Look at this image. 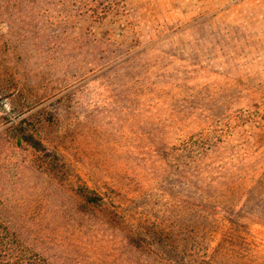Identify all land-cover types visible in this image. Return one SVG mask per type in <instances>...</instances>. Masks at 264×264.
<instances>
[{"label":"rangeland","instance_id":"374dc122","mask_svg":"<svg viewBox=\"0 0 264 264\" xmlns=\"http://www.w3.org/2000/svg\"><path fill=\"white\" fill-rule=\"evenodd\" d=\"M206 138L203 212L179 172ZM0 202L52 264H150L125 228L176 224L264 264V0H0Z\"/></svg>","mask_w":264,"mask_h":264},{"label":"trees","instance_id":"16d2710c","mask_svg":"<svg viewBox=\"0 0 264 264\" xmlns=\"http://www.w3.org/2000/svg\"><path fill=\"white\" fill-rule=\"evenodd\" d=\"M31 145L38 149L39 143L35 142L32 137L27 138ZM187 142L183 146V151L187 153L189 161L181 165L179 177L182 178L179 197L184 196L188 200L191 197L196 198L204 212L210 198L208 191L209 183H205L202 176L203 170L200 166H191L198 162L202 156H206L212 151L214 146L210 139L196 144V142ZM86 203L89 206L97 205L104 207V197L95 191L86 188L83 194ZM1 207V202H0ZM186 209L181 211V214ZM125 232L138 249L149 247L151 252L150 264H214L215 260L208 256L206 252L197 255L199 248L196 246V238L199 237L201 229L185 228V225L176 224L170 228L155 230H139L132 226L125 228ZM148 235H151L152 239ZM0 264H52L45 257L36 252L29 245H26L22 235L12 229L9 223L5 222L0 214Z\"/></svg>","mask_w":264,"mask_h":264}]
</instances>
